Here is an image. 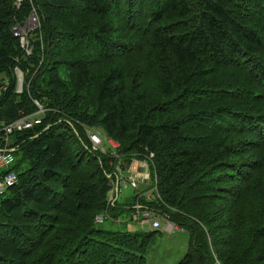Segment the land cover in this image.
I'll return each instance as SVG.
<instances>
[{
  "label": "trees",
  "instance_id": "1",
  "mask_svg": "<svg viewBox=\"0 0 264 264\" xmlns=\"http://www.w3.org/2000/svg\"><path fill=\"white\" fill-rule=\"evenodd\" d=\"M16 2L0 0V134L47 112L11 137L0 264H147L160 231L101 228L120 160L149 161L162 204H147L190 233L178 264H264V0H34L30 56Z\"/></svg>",
  "mask_w": 264,
  "mask_h": 264
},
{
  "label": "built area",
  "instance_id": "2",
  "mask_svg": "<svg viewBox=\"0 0 264 264\" xmlns=\"http://www.w3.org/2000/svg\"><path fill=\"white\" fill-rule=\"evenodd\" d=\"M26 0H17L16 7L19 9ZM32 6V12L30 17L25 20V25H17L12 28V32L15 37L19 38L21 47L27 56L32 55L34 46L31 44L30 35L41 28V20L35 6L34 0H28ZM31 22V24H30ZM18 83L16 92L21 94L24 89V75L20 70H16ZM0 95L3 90L8 88V80L6 77H0ZM37 106V112L31 115L21 117L14 122L7 124L3 127L2 133L0 134V195L5 194L10 187L14 186L18 182V175L13 170L16 164L15 149L11 148V137L22 131H28L36 126L42 124L47 108L41 105L39 102H35ZM90 139L92 149L100 152H111L115 154L119 148L120 143L115 140L102 136L100 132L94 130L87 131ZM152 159V156L149 157ZM141 164L135 165L136 162L130 163L120 160L115 166L113 174L108 175L110 180V190L107 197L106 211L99 218L100 221L109 220L114 223H131L140 222L148 225L152 230H159L167 233H174L180 231V228L172 222L170 219L165 217L160 211L150 208L149 204H162V198L158 190L157 179L152 177L149 161H139ZM135 172L139 176H135ZM125 173L129 176L126 177ZM131 182L132 188L135 191L136 201L132 206L127 207L129 210L126 211L124 220L121 217H115L111 214L110 210L117 207L118 202L122 198V186H127L128 182ZM147 186L146 189H141L140 186ZM149 203V204H147Z\"/></svg>",
  "mask_w": 264,
  "mask_h": 264
},
{
  "label": "rangeland",
  "instance_id": "3",
  "mask_svg": "<svg viewBox=\"0 0 264 264\" xmlns=\"http://www.w3.org/2000/svg\"><path fill=\"white\" fill-rule=\"evenodd\" d=\"M30 15L28 17H30ZM100 134L104 136L103 133ZM17 157L18 154L16 155V158ZM135 162V165L140 163L139 161ZM140 166L141 164H139V169ZM125 176L128 177L129 174L125 173ZM146 188L147 186L143 187V189ZM133 194L134 189L129 181L126 187L122 186V198L124 199L121 200L119 204L122 202L129 203L128 200L133 197ZM124 217L125 215H121L122 220H124ZM101 228L112 231H129L132 233L156 231L152 230L148 225L140 222L113 224L111 221H106L101 225ZM160 232L161 235H158L156 241L149 247L146 255L147 264H178L187 252L188 243L190 241V233L184 229H180V231H176L172 234L163 231Z\"/></svg>",
  "mask_w": 264,
  "mask_h": 264
},
{
  "label": "bare ground",
  "instance_id": "4",
  "mask_svg": "<svg viewBox=\"0 0 264 264\" xmlns=\"http://www.w3.org/2000/svg\"><path fill=\"white\" fill-rule=\"evenodd\" d=\"M17 25H21V24L17 23L15 26H17ZM24 25H25V23H24L23 25H21V26H24ZM15 26H14V27H15Z\"/></svg>",
  "mask_w": 264,
  "mask_h": 264
},
{
  "label": "crops",
  "instance_id": "5",
  "mask_svg": "<svg viewBox=\"0 0 264 264\" xmlns=\"http://www.w3.org/2000/svg\"><path fill=\"white\" fill-rule=\"evenodd\" d=\"M136 175L139 176L137 172H135V176H136Z\"/></svg>",
  "mask_w": 264,
  "mask_h": 264
}]
</instances>
